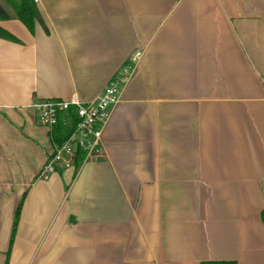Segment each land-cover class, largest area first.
<instances>
[{"label": "crops", "instance_id": "0c3cea01", "mask_svg": "<svg viewBox=\"0 0 264 264\" xmlns=\"http://www.w3.org/2000/svg\"><path fill=\"white\" fill-rule=\"evenodd\" d=\"M36 2L0 18V264L25 192L9 264H264V0ZM137 50L105 155L40 177L33 102L94 99Z\"/></svg>", "mask_w": 264, "mask_h": 264}, {"label": "built area", "instance_id": "2783aa9c", "mask_svg": "<svg viewBox=\"0 0 264 264\" xmlns=\"http://www.w3.org/2000/svg\"><path fill=\"white\" fill-rule=\"evenodd\" d=\"M37 1V0H35ZM142 52H132L120 69L112 76L102 91L91 100H83L77 94L70 98H44L33 102L40 123L52 126L57 122L58 113L70 104L77 105L80 121L72 136L52 151L53 157L46 160L41 174L47 177L56 171V166L74 165L77 147L84 148L83 161L97 160L105 155L102 142L103 126L110 108L122 98V90L134 74ZM82 161V162H83ZM75 166V165H74Z\"/></svg>", "mask_w": 264, "mask_h": 264}, {"label": "trees", "instance_id": "16d2710c", "mask_svg": "<svg viewBox=\"0 0 264 264\" xmlns=\"http://www.w3.org/2000/svg\"><path fill=\"white\" fill-rule=\"evenodd\" d=\"M15 12L17 16L31 29L33 30L35 24L42 22L41 13L35 0H18L15 4ZM7 15L0 10V18H6ZM0 35L15 38L12 33L3 28L0 25ZM80 117L77 112V105L70 104L66 109L58 113L57 122L52 126L50 130L51 140L55 147L61 146L66 140H68L78 127ZM84 148L77 147V153L74 161L75 168L77 169L83 161ZM54 153V152H53ZM53 153H49L47 160L53 157ZM61 167L56 166V171H59ZM40 177H44L39 173ZM26 192L22 195L20 201L17 204L15 216L12 223L11 235L9 240V247L6 252V258L4 264H9L10 253L14 245L18 223L21 216L22 206L25 199ZM201 264H236L235 260H206Z\"/></svg>", "mask_w": 264, "mask_h": 264}, {"label": "rangeland", "instance_id": "374dc122", "mask_svg": "<svg viewBox=\"0 0 264 264\" xmlns=\"http://www.w3.org/2000/svg\"><path fill=\"white\" fill-rule=\"evenodd\" d=\"M17 2L18 0H0V9L2 8L5 11L3 12L6 13V15L12 14L15 11V4Z\"/></svg>", "mask_w": 264, "mask_h": 264}]
</instances>
